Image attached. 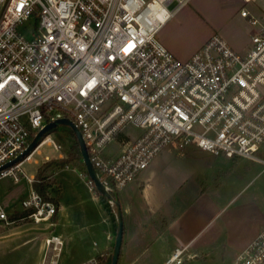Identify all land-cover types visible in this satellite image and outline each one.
Returning a JSON list of instances; mask_svg holds the SVG:
<instances>
[{
	"label": "built area",
	"instance_id": "built-area-1",
	"mask_svg": "<svg viewBox=\"0 0 264 264\" xmlns=\"http://www.w3.org/2000/svg\"><path fill=\"white\" fill-rule=\"evenodd\" d=\"M189 2L0 0V182L24 178L32 187L36 175L23 165L45 144L61 148L51 133L21 161L4 166L60 118L81 131L110 193L135 182L168 145L264 165V16L241 10L258 27L245 53L215 33L183 60L159 33ZM128 124L140 133L129 137ZM113 140L121 149L107 157ZM88 185L97 191L92 178ZM22 205L35 224L53 225L55 203L33 187ZM16 221L0 199V222ZM45 242L52 258L41 264H58L62 239L52 235ZM183 252L177 248L166 264H181ZM104 258L90 263L105 264ZM234 264H264V228Z\"/></svg>",
	"mask_w": 264,
	"mask_h": 264
},
{
	"label": "crops",
	"instance_id": "crops-1",
	"mask_svg": "<svg viewBox=\"0 0 264 264\" xmlns=\"http://www.w3.org/2000/svg\"><path fill=\"white\" fill-rule=\"evenodd\" d=\"M220 7L216 11L206 4L193 3L190 0L164 24L159 33L160 39L177 57L183 60L191 58L215 33L223 36L234 49L245 53L250 44L251 35L257 32L258 27L252 26L242 17L241 10L246 9L252 15L262 17L264 16V1L227 0L226 4ZM234 16H241L251 25L243 31L244 37L236 30H223ZM191 147H193L192 150L199 149L195 146ZM152 175L153 173L146 174L144 171L134 182L139 187L138 189L131 188L132 192L125 191L133 184L131 183L117 192L124 220V237L118 264H166L177 248L184 249L181 264H212L209 256L215 259L214 252L221 246L219 240L223 230L220 225L214 226V221L221 212L212 215L208 204H215L217 200L211 199L205 190L194 191L190 188H179L172 193L171 191L150 192L145 183L149 182ZM57 181L61 186L63 185L59 179ZM181 184L184 185L185 181ZM92 195L96 197V200H93L91 196L92 202L88 204V199L82 194L64 196L62 189L59 196L55 195L59 200V208L53 218V225L35 224L26 217L27 212L24 210L8 211L11 218L17 220L12 224L18 229L17 236L24 237L22 231H27V229H32L36 233L38 232L36 229L48 231L38 233L44 237L43 240L39 237L42 242L37 252L39 258L37 264H41L47 258L48 260L52 258V253L47 250L45 242V239L52 235L59 236L63 241L58 264H91L92 257L102 253L110 256L113 253L115 237L112 232L114 228L115 234L118 231V226H115L118 208H106V204L98 199L97 191ZM137 197L141 198L140 202L135 201ZM205 197H209L210 201H203ZM154 198L158 200L155 201ZM197 201L204 202L203 209L197 208L195 211ZM103 206L114 220H108V217L104 215ZM111 206L113 207L110 204ZM154 215L159 216L158 223L153 221ZM230 225L236 226V224ZM263 228H257L242 241L232 242L237 251L235 259ZM223 261L218 264H225ZM233 262L228 264H233Z\"/></svg>",
	"mask_w": 264,
	"mask_h": 264
},
{
	"label": "rangeland",
	"instance_id": "rangeland-1",
	"mask_svg": "<svg viewBox=\"0 0 264 264\" xmlns=\"http://www.w3.org/2000/svg\"><path fill=\"white\" fill-rule=\"evenodd\" d=\"M192 2L206 4L210 9L217 11L221 8L220 5L226 4L227 0H192ZM250 26L241 16H234L223 30H236L239 35L244 37L243 31H246ZM237 39L239 40V38ZM124 132L129 137H135L140 133V129L128 124ZM51 136L61 145V148L56 150L52 145L45 144L34 152L29 161L24 163L25 172L27 175H36L39 169L44 168L45 163L50 162L51 165L44 171V176L50 175L51 180L56 182L59 179L63 184L61 189L64 190V196L82 194L84 198L88 199V204H91V196L94 198L92 194L95 192L91 191L88 185L90 179L88 172L86 174L84 170H79L73 165L63 168L59 162L60 159L66 158L76 141L73 130L69 126L61 125L51 133ZM191 148L193 147H178L176 145L165 147L145 170L146 174L153 173L145 185L150 192L171 191L172 193L179 188L207 191L211 199L217 200L215 204H208L211 214L215 215L221 212L214 221V226L220 225L223 230L219 240L221 246L214 252L216 260L213 259V256H209L210 262L218 264L224 260L225 264L232 263L236 260L237 255L232 242L242 241L257 228L264 227V165L244 158L238 160L218 158L204 150H192ZM120 149V141L113 140L105 149V154L107 157L114 156L119 153ZM184 181L185 184L182 185L181 183ZM132 183L125 191L139 188L136 183ZM30 192L31 185L24 178L21 182L16 183L13 178L8 176L0 182V199L9 212L15 209L24 210L22 201L28 197ZM98 199L102 200L100 195ZM93 200H96V197ZM154 200L157 201L158 198H154ZM204 200L210 201L209 197H205ZM135 201L140 202L141 198L137 197ZM100 203L102 204V201ZM203 203L197 201L195 211L197 208L203 209ZM110 204L113 205L110 208L117 209L115 202ZM192 210L194 209L192 208ZM102 211L108 220H114L104 206ZM158 220L159 216L154 215L153 221L158 223ZM116 221L115 226H119L118 217ZM230 224H236V226ZM114 229L112 233L116 239ZM17 230L12 225L6 226L0 222V264H37L39 259L37 252L42 242L39 237H42V240L44 237L38 233L48 231L36 229L38 230L36 233L32 229H27V231H22L24 237H19ZM108 257L105 255L104 263Z\"/></svg>",
	"mask_w": 264,
	"mask_h": 264
},
{
	"label": "water",
	"instance_id": "water-1",
	"mask_svg": "<svg viewBox=\"0 0 264 264\" xmlns=\"http://www.w3.org/2000/svg\"><path fill=\"white\" fill-rule=\"evenodd\" d=\"M61 125L69 126L72 130L73 133L78 141L82 158L86 167V170L88 172V175L90 178L93 179L95 182L97 190L104 195L110 202H115L118 208V220H119V226H118V231L116 234V239H115V244H114V249L112 253V259H111V264H118L120 254H121V248H122V243H123V237H124V220H123V214H122V208L118 200H116L113 195L106 190L104 184L100 180L97 171L93 165V163L90 160L89 153L87 146L85 144L84 138L82 136L81 131L78 129V127L74 124L72 120L69 118H60L57 119L53 122H50L46 124L34 137V139L31 141L30 145L28 148L21 154L18 158L13 160L12 162H9L6 164L4 167L11 166L19 161H21L25 156L29 155L32 151H34L37 146L41 143L43 138L50 134L52 130L58 128ZM3 167V168H4Z\"/></svg>",
	"mask_w": 264,
	"mask_h": 264
},
{
	"label": "trees",
	"instance_id": "trees-1",
	"mask_svg": "<svg viewBox=\"0 0 264 264\" xmlns=\"http://www.w3.org/2000/svg\"><path fill=\"white\" fill-rule=\"evenodd\" d=\"M57 129L58 128L52 130V132ZM263 155H264V152H263ZM59 162H60V166L63 168L65 167L68 168L70 167V165H73L75 168L79 170H84V172L87 174V170L84 165V161L82 158L81 150H80L77 139L75 143L73 144L72 148L69 150L68 154L66 155V158L60 159ZM50 165H51L50 162L45 163L44 168L38 170L36 174V179L33 182L32 186L34 190L39 192L46 200H50L54 202L56 207L59 208V200L55 195L59 196L62 190L61 189L62 186L59 182L51 180L50 175L44 176V171ZM97 193L98 195L101 196L102 201L106 204L105 207L110 208V201L104 195H102L98 190H97ZM111 193L115 199H118L117 192L113 191ZM111 259H112V254L107 258V261L105 264H111Z\"/></svg>",
	"mask_w": 264,
	"mask_h": 264
}]
</instances>
